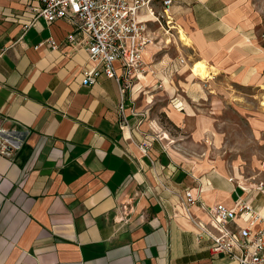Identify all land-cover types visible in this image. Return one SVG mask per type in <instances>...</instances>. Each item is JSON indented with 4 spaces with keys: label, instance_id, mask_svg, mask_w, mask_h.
I'll use <instances>...</instances> for the list:
<instances>
[{
    "label": "crops",
    "instance_id": "0c3cea01",
    "mask_svg": "<svg viewBox=\"0 0 264 264\" xmlns=\"http://www.w3.org/2000/svg\"><path fill=\"white\" fill-rule=\"evenodd\" d=\"M247 2L174 0L166 29L162 0H151L140 13L151 38L146 73L122 96L104 75L82 84L89 54L67 43L70 22L39 18L42 0H0V132L15 145L0 155V264H237L211 253L186 214L187 193L198 200L192 216L208 226L205 210L219 204L243 202L264 218V190L186 155L201 125L188 140L160 119L186 132L205 86L264 85V32ZM191 59L206 62L210 79L187 74ZM246 226L239 215L226 230Z\"/></svg>",
    "mask_w": 264,
    "mask_h": 264
},
{
    "label": "built area",
    "instance_id": "2783aa9c",
    "mask_svg": "<svg viewBox=\"0 0 264 264\" xmlns=\"http://www.w3.org/2000/svg\"><path fill=\"white\" fill-rule=\"evenodd\" d=\"M173 2L162 0L160 17L167 25H173L170 13ZM150 6L151 0H42L41 8L36 11L47 24L66 20L74 27L67 43L75 50L85 48L89 54L90 67L83 70L84 86L94 85L104 75L117 81L124 96L146 73L143 56L151 38L140 13ZM48 44L52 50L60 47L53 39ZM180 62L185 64L182 58ZM116 64L121 66V73L117 72ZM13 149L15 145L0 132V155L11 156ZM197 202L188 192L185 211L202 236L211 240L210 251L214 256H230L237 264H264V218L258 212L243 202L234 209L219 204L205 210L210 217L208 227L192 216L190 208ZM239 215L246 219L247 226L235 233L228 232L226 226ZM259 224L261 227L254 230Z\"/></svg>",
    "mask_w": 264,
    "mask_h": 264
},
{
    "label": "rangeland",
    "instance_id": "374dc122",
    "mask_svg": "<svg viewBox=\"0 0 264 264\" xmlns=\"http://www.w3.org/2000/svg\"><path fill=\"white\" fill-rule=\"evenodd\" d=\"M245 5L251 7L259 34H262L264 0H248ZM163 25L168 29L165 21ZM171 33H175V39L172 37V40H177L182 45L186 44L182 38L185 35L182 30H180L182 41L177 30H171ZM168 38L170 36L166 37ZM187 43L190 44L188 39ZM196 63H202L207 67L205 79L193 75L191 69ZM208 67L205 61L191 59L184 69L187 74L193 75L195 82L202 83L210 79ZM143 77L144 75L140 76V79ZM204 88L208 96L195 103L198 116L195 120L187 122L186 132H179L165 116H161L162 125L168 128L174 137L184 136L188 140L195 139L194 129L201 125L205 133L198 140V144L185 151L186 155L210 168L223 169L232 175L237 185L243 184L247 190L253 192L264 190V85L240 87L218 82L212 88L206 86ZM170 103L177 105L174 100ZM172 112L174 114L176 110L173 109Z\"/></svg>",
    "mask_w": 264,
    "mask_h": 264
},
{
    "label": "bare ground",
    "instance_id": "6f19581e",
    "mask_svg": "<svg viewBox=\"0 0 264 264\" xmlns=\"http://www.w3.org/2000/svg\"><path fill=\"white\" fill-rule=\"evenodd\" d=\"M174 28V27H173ZM183 40L186 41L187 43V38L185 37V35L182 36ZM188 45H190L189 43H187ZM193 75H195V77H201L202 79H205V77L207 76V67L205 65H203L202 63H196L192 69H191ZM191 112V111H189ZM193 114V113H191Z\"/></svg>",
    "mask_w": 264,
    "mask_h": 264
}]
</instances>
